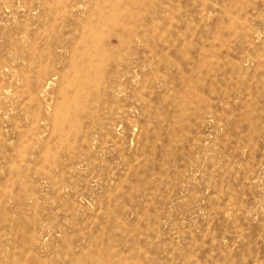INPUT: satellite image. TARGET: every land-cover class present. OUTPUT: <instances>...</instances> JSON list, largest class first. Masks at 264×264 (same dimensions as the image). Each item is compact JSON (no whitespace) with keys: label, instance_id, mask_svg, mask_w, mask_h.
<instances>
[{"label":"rangeland","instance_id":"1","mask_svg":"<svg viewBox=\"0 0 264 264\" xmlns=\"http://www.w3.org/2000/svg\"><path fill=\"white\" fill-rule=\"evenodd\" d=\"M0 264H264V0H0Z\"/></svg>","mask_w":264,"mask_h":264}]
</instances>
